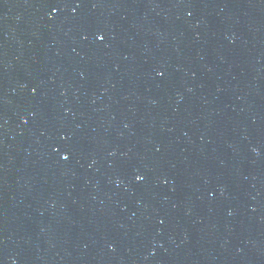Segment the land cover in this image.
Segmentation results:
<instances>
[{
  "label": "water",
  "instance_id": "1",
  "mask_svg": "<svg viewBox=\"0 0 264 264\" xmlns=\"http://www.w3.org/2000/svg\"><path fill=\"white\" fill-rule=\"evenodd\" d=\"M0 264H264V0H0Z\"/></svg>",
  "mask_w": 264,
  "mask_h": 264
},
{
  "label": "snow or ice",
  "instance_id": "2",
  "mask_svg": "<svg viewBox=\"0 0 264 264\" xmlns=\"http://www.w3.org/2000/svg\"><path fill=\"white\" fill-rule=\"evenodd\" d=\"M99 38V37H98ZM65 159H67V157H64Z\"/></svg>",
  "mask_w": 264,
  "mask_h": 264
}]
</instances>
